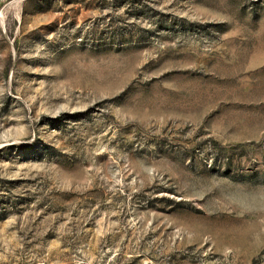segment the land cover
Instances as JSON below:
<instances>
[{
    "label": "rangeland",
    "instance_id": "1",
    "mask_svg": "<svg viewBox=\"0 0 264 264\" xmlns=\"http://www.w3.org/2000/svg\"><path fill=\"white\" fill-rule=\"evenodd\" d=\"M0 264H264V0H0Z\"/></svg>",
    "mask_w": 264,
    "mask_h": 264
}]
</instances>
